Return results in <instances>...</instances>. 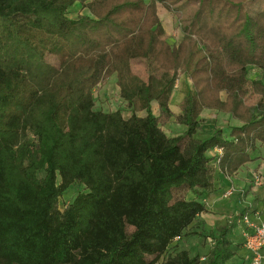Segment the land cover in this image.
I'll use <instances>...</instances> for the list:
<instances>
[{"label": "trees", "instance_id": "obj_1", "mask_svg": "<svg viewBox=\"0 0 264 264\" xmlns=\"http://www.w3.org/2000/svg\"><path fill=\"white\" fill-rule=\"evenodd\" d=\"M76 4L88 15L69 18ZM158 5L178 15L179 43L167 41ZM255 7L0 0V264H228L233 223L200 235L214 242L202 257L160 259L194 234L217 172L232 177L264 146V9ZM182 75L191 85L175 115ZM111 77L128 118L94 108L95 88ZM206 109L240 126L197 138ZM172 118L179 136L162 129Z\"/></svg>", "mask_w": 264, "mask_h": 264}, {"label": "rangeland", "instance_id": "obj_2", "mask_svg": "<svg viewBox=\"0 0 264 264\" xmlns=\"http://www.w3.org/2000/svg\"><path fill=\"white\" fill-rule=\"evenodd\" d=\"M251 3L246 5V9L249 13L253 12ZM256 4L261 5V7H255L253 9H256V8H259L258 10L264 9V0H256ZM191 10L192 9L190 7L187 8V11L191 12ZM79 15H88V11L79 4H76L69 9V12H68L69 18L73 19ZM157 15L159 19L161 20L163 28L166 31V38L170 41L171 44L177 43L180 38L178 15H174L173 13L168 12L166 9H164L160 5L157 6ZM132 69H133V72L137 74L138 76H140L142 79L146 78L145 71L142 67L138 65H134ZM256 71H257L256 69L250 68L249 78L251 79L258 78L259 75H257ZM189 85H191L189 81L185 79L183 75L180 76V78L176 81L175 90L173 93L174 97L172 95L173 102L169 104V107L170 106L178 107L176 100L179 101L178 102V105H179L181 99L186 95L188 89L190 88ZM93 99H94V106H95L94 108L97 111H101L104 113L120 111L124 118H128L131 115L130 108L127 107L125 102L122 101V99L119 97L115 77H111L104 83L98 85L93 92ZM151 110H152V113L156 116L158 109H157V104L155 102L151 104ZM202 112L203 113L201 114L202 116L201 122H205L206 120L211 119L213 120V123H209V124H213L215 128L216 127H221V128L230 127V119L232 118H230L228 115L227 117L225 114L217 113L213 110H207V109L203 110ZM139 115H142V114L139 113ZM210 116H212V118ZM172 124H173V127L168 128L164 126L162 128L167 136L175 137V136H179L180 134L184 132V127L176 123L175 120L172 122ZM199 130H200V127H199ZM256 149H257V152H254L253 156L255 155L257 156L255 157L254 161L261 160L264 162V146L258 145ZM260 188H259L260 190L258 191V193L257 191L252 192L250 188L239 191V192L236 190L234 192V196L236 197V202H234L233 204L235 206L234 211L236 213L234 212L235 213L234 214L232 212L231 214H226L225 222L229 224V223H232L233 221L238 220L240 217V213L243 211V208H242L243 206L245 208L247 207L244 210L252 211L253 209V211L258 212V221L264 222V185ZM79 190H80L79 187L73 186L65 193L64 196L67 200L68 199L71 200L79 192ZM238 200L242 206L241 209H239L240 205L238 203ZM176 247L177 246H171L165 252L164 256L160 260L163 261L165 260L167 256L172 255L176 251ZM263 264H264V254H263Z\"/></svg>", "mask_w": 264, "mask_h": 264}, {"label": "crops", "instance_id": "obj_3", "mask_svg": "<svg viewBox=\"0 0 264 264\" xmlns=\"http://www.w3.org/2000/svg\"><path fill=\"white\" fill-rule=\"evenodd\" d=\"M181 39H182V34L180 32V38L177 43H179ZM167 41L170 43L168 39ZM257 75H259L258 72ZM173 97L171 98L170 103L173 102ZM176 101L178 106L179 101L178 100ZM170 110L175 115L179 114L178 107L170 106ZM210 117L212 118V116ZM200 119L202 120L201 115H200ZM173 121L174 118L171 119V121L166 125V127L168 128L173 127L172 124ZM209 123H213V120L210 119V120H206L205 122L199 123L200 130H198V133L196 135L197 138H205L215 128L213 124H209ZM237 126H240V123L234 119H230V127H237ZM255 152H257V149ZM256 156L257 155H255V157ZM260 163H264V162L261 160L249 162L245 164L243 167H241L232 177H226L222 173L217 172L214 180V191L210 195H208V197L205 199L207 212L198 216L197 224L195 225L192 224L190 226V232L194 234L174 240L172 246H177L175 252L187 251L190 256L199 255L200 257L208 253V251L211 249V246H208L210 245L209 240L211 238H203L200 235L210 231L215 232L218 227L226 224L225 222L226 214H231L232 212L233 213L235 212L234 211L235 206L233 204L234 202H236V197L234 196V193L229 198L225 199L223 198L224 191L228 189V187L234 189V192L236 190L239 192L250 188L248 187V180H249L248 171L250 172L252 168H254L256 165ZM260 189L256 190L257 193ZM238 203L240 205L239 209H241L242 206L239 200ZM242 208L244 210L245 207L243 206ZM238 221L239 219L232 222L234 225L231 229L230 237L234 245L235 256L228 262V264H247L248 262V255L243 246V239L241 236L242 225ZM262 254H264V251Z\"/></svg>", "mask_w": 264, "mask_h": 264}, {"label": "built area", "instance_id": "obj_4", "mask_svg": "<svg viewBox=\"0 0 264 264\" xmlns=\"http://www.w3.org/2000/svg\"><path fill=\"white\" fill-rule=\"evenodd\" d=\"M215 154L221 155V151L216 149ZM216 161V165H218ZM264 185V163H260L252 168L249 172L248 187L252 192ZM234 193V189H226L223 193V198L227 199ZM247 208V207H246ZM244 208V209H246ZM242 225L241 236L243 239V246L248 255V264H263L264 251V222L258 221V212L243 210L240 213L239 221ZM212 247L214 242L209 240Z\"/></svg>", "mask_w": 264, "mask_h": 264}]
</instances>
